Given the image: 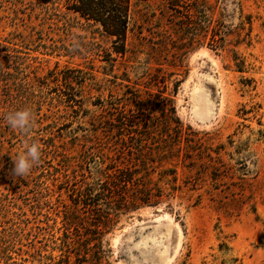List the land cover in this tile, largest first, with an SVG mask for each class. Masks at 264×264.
<instances>
[{
	"label": "rangeland",
	"instance_id": "obj_1",
	"mask_svg": "<svg viewBox=\"0 0 264 264\" xmlns=\"http://www.w3.org/2000/svg\"><path fill=\"white\" fill-rule=\"evenodd\" d=\"M101 4L0 0V61L20 59L25 85H0V229L17 233L0 264H264V0ZM24 108L27 135L4 118ZM138 189L149 204L118 210Z\"/></svg>",
	"mask_w": 264,
	"mask_h": 264
},
{
	"label": "trees",
	"instance_id": "obj_2",
	"mask_svg": "<svg viewBox=\"0 0 264 264\" xmlns=\"http://www.w3.org/2000/svg\"><path fill=\"white\" fill-rule=\"evenodd\" d=\"M106 4H101V6H104V9H107L108 5H115V7H117L119 9L120 8H123L124 7V0H115L116 2L114 1H106V0H103ZM119 2V4H118ZM117 4V5H116ZM96 6H99L98 4ZM202 5H196V7L193 8V14L194 16L196 17L197 21L196 23L199 24V26L202 28L203 25H202V21L201 18H202ZM101 9H97L94 5H91L90 3L88 4H84V6H82V8L80 9V13L82 14V16L86 17V18H90V19H93L95 21H98V22H103V25H105V17L103 16L102 12L100 11ZM123 28H124V25L121 26L119 29H114V33H112L111 35H114V36H117L118 38L122 37L123 35ZM203 29V28H202ZM24 65V63L22 61H20V59H16V61L14 63H12V67L11 69L14 71L13 73L12 72H8L6 71V69L3 67V63L0 61V85L1 83L5 82L6 80L10 81V79H13L14 83H16V87H20L21 89L23 88L22 86L25 87L24 83L21 81L20 78H18L19 75H22L23 72H22V66ZM22 91V90H21ZM168 109H167V106L166 104H164L163 106V109H162V115L164 116H167L168 114ZM181 129V132H179L178 134L180 135L181 137V134H182V130H183V127L180 123V121L178 122V126L175 128V132L177 133V129ZM171 132V124L167 122V125L165 126V132H164V136L166 138H169L170 136V133ZM144 138H147V137H144ZM143 140V139H142ZM147 141V139H145ZM149 140V139H148ZM170 142V141H169ZM224 150L222 149V147H220V149L218 150H215V151H212L214 154H216V156H218L219 154H221V151ZM207 158L208 159H214L216 157H213L211 154H208L207 155ZM132 180V178H130V181ZM129 179H125L124 182H130ZM153 196V193L147 189L145 190H140L138 189V191L135 192V195L133 196V199L130 203L126 202V200H122L120 205L117 207V208H120L118 210H121V211H128V210H132V208H135L136 206H139V205H148L149 204V200L152 198ZM2 201H4V198L2 197V195H0V203H2ZM1 227V226H0ZM93 227V230H95V233H93V245L96 246L97 250H99V253H98V258H100V261H101V257L104 256V253H103V250H102V239L100 237H98V234L102 235L106 232V230L109 228L108 226V221H103L102 218H99V219H96L95 223L92 225ZM97 232V233H96ZM17 233L16 231H14L12 228L10 229H6V228H3V229H0V236H3L4 239H9V242L8 241H5V244L6 246H8V244L10 245V243L13 241V237H16ZM99 235V236H100ZM92 239V238H91ZM99 244V245H98ZM67 246V251L66 253L67 254H71V247L72 245L69 244V245H66ZM85 249L86 251L88 250L89 248V245L85 246ZM6 250H4L3 252L0 251V254H4L5 258H10L9 256V253L5 252ZM77 254V253H76ZM85 254V253H84ZM77 256H80L81 255H77Z\"/></svg>",
	"mask_w": 264,
	"mask_h": 264
},
{
	"label": "clouds",
	"instance_id": "obj_3",
	"mask_svg": "<svg viewBox=\"0 0 264 264\" xmlns=\"http://www.w3.org/2000/svg\"><path fill=\"white\" fill-rule=\"evenodd\" d=\"M145 69L146 65L143 64V61H140L137 72H142ZM4 118L11 129L18 130L22 134H30L35 126L33 114L28 108L10 111L5 114ZM24 147L26 150L13 160L14 167L12 174L15 177H24L27 175L40 160L41 151L37 142L33 141L31 144L25 142ZM225 264H231V261L226 260Z\"/></svg>",
	"mask_w": 264,
	"mask_h": 264
}]
</instances>
